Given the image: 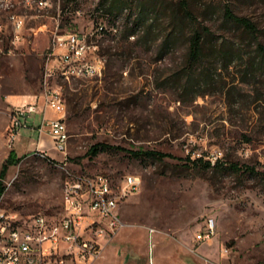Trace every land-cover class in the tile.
I'll list each match as a JSON object with an SVG mask.
<instances>
[{"label": "rangeland", "instance_id": "rangeland-1", "mask_svg": "<svg viewBox=\"0 0 264 264\" xmlns=\"http://www.w3.org/2000/svg\"><path fill=\"white\" fill-rule=\"evenodd\" d=\"M8 1L26 25L14 43L10 10L0 12V172L12 149L23 159L0 178V211L21 221L40 212L58 217L69 172L109 175L115 184L131 173L141 187L120 207L123 225L102 239L98 258L80 264H149L150 253L159 264H264V177L227 168L264 170V59L254 38L223 19L229 3L264 28V0H190L214 32L195 64L192 24L164 46L177 9L165 7L179 0H158L153 30L135 33L132 0H50L43 10ZM70 32L96 41L105 66L98 75L53 79L66 101L67 153L47 132L40 143L39 131L24 128L10 141L12 110L41 98L55 33ZM100 142L120 148L87 155ZM130 150L172 156L137 158ZM209 218L215 235L199 243L195 234Z\"/></svg>", "mask_w": 264, "mask_h": 264}, {"label": "built area", "instance_id": "built-area-1", "mask_svg": "<svg viewBox=\"0 0 264 264\" xmlns=\"http://www.w3.org/2000/svg\"><path fill=\"white\" fill-rule=\"evenodd\" d=\"M24 3L43 10L50 0H24ZM15 4L0 0V12L10 10L14 43L22 38L26 25V17L12 10ZM102 66H105V58L99 54L96 41H90L80 32L55 33L46 58L41 98L36 95L12 110L7 131L10 141L14 142L22 129L28 128L31 120L41 114L39 132L49 133L54 147L66 154L71 137L66 101L53 79L59 74L66 78L98 75L102 73ZM50 110L56 116H48ZM140 187V178L131 173L115 184L109 175L69 172L63 215L53 217L40 212L29 221H21L16 215L0 211V244H7V252H0V264H76L95 260L102 253V239L115 235L123 225L122 203ZM215 232V219L209 218L196 232L195 239L204 243L211 240ZM151 264L157 263L152 259Z\"/></svg>", "mask_w": 264, "mask_h": 264}, {"label": "trees", "instance_id": "trees-1", "mask_svg": "<svg viewBox=\"0 0 264 264\" xmlns=\"http://www.w3.org/2000/svg\"><path fill=\"white\" fill-rule=\"evenodd\" d=\"M73 1V0H70ZM136 4V16L134 19V23L132 26V32L135 33L137 27H143L144 32H148L153 30L154 22L158 17H153V12L158 9V0H132ZM171 6H177V9H173L170 13V18L172 19V25L174 26L173 31L168 35L166 40L164 41V46H166L171 40L175 38L178 34V28L181 24L190 23L193 25L190 41H189V61L190 64H195L199 62L205 56V47L209 40H211L214 36V32L212 26L207 24L205 21H200L199 17L194 12L191 7L190 0H179L178 2H174L173 4H169L165 7V10H169ZM223 19L234 26H236L239 30H242L252 38L257 41L256 49L264 59V43L260 41L261 36H264V28L260 27L259 24L253 20L251 17L246 15L238 14L233 6L229 3H226L223 7ZM108 148H116L120 147H112L106 143H96L92 145V147L88 150L87 155L91 157L98 155L100 152L107 150ZM133 156L137 158H164L166 156H172L169 153H164L156 150H130ZM23 157L19 156L15 149L10 151L9 156L5 160L2 165L0 178L1 181L6 177L9 168L12 165L19 163ZM202 161L203 159H199ZM208 166H219L220 161L216 160L214 163L211 161H206ZM227 168L240 171L244 170L254 175H259L264 177V170L258 169L253 165H240L237 162H233L230 165H227ZM5 192V186L3 182H0V199Z\"/></svg>", "mask_w": 264, "mask_h": 264}, {"label": "crops", "instance_id": "crops-1", "mask_svg": "<svg viewBox=\"0 0 264 264\" xmlns=\"http://www.w3.org/2000/svg\"><path fill=\"white\" fill-rule=\"evenodd\" d=\"M39 116H42L41 114H38ZM38 115H36L32 120H31V122H30V126L28 127V128H26V129H28L30 132H34V131H39L38 130V125L40 124V121H41V119H40V121H37L38 119H37V117H38ZM49 116V115H48ZM42 118V117H41ZM31 129H33V131L31 130ZM42 136H43V133L41 134L40 132H39V136H38V139L40 140V143L42 142ZM36 142L34 141V142H32L31 143V145H33V144H35ZM153 259V261L155 262V263H157L155 260H154V256H153V253H150V255H149V264H151V260ZM80 264V263H85V262H76V264ZM95 264H97V263H95ZM157 264H159V263H157Z\"/></svg>", "mask_w": 264, "mask_h": 264}, {"label": "bare ground", "instance_id": "bare-ground-1", "mask_svg": "<svg viewBox=\"0 0 264 264\" xmlns=\"http://www.w3.org/2000/svg\"><path fill=\"white\" fill-rule=\"evenodd\" d=\"M50 6V3H47V7ZM104 26H100L99 29H103ZM104 66H102L103 69ZM0 252H7V244H0Z\"/></svg>", "mask_w": 264, "mask_h": 264}]
</instances>
